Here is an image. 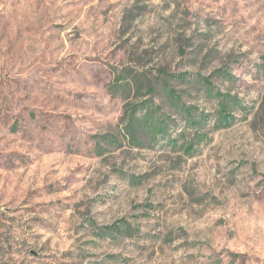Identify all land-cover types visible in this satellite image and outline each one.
<instances>
[{
	"label": "rangeland",
	"instance_id": "1",
	"mask_svg": "<svg viewBox=\"0 0 264 264\" xmlns=\"http://www.w3.org/2000/svg\"><path fill=\"white\" fill-rule=\"evenodd\" d=\"M0 264H264V0H0Z\"/></svg>",
	"mask_w": 264,
	"mask_h": 264
},
{
	"label": "trees",
	"instance_id": "2",
	"mask_svg": "<svg viewBox=\"0 0 264 264\" xmlns=\"http://www.w3.org/2000/svg\"><path fill=\"white\" fill-rule=\"evenodd\" d=\"M216 96L219 97V98H223V95L220 94V93H217ZM113 229H114V228L109 229V230H113ZM117 230H118V229H117ZM123 234H126V236H132V233H131V231H129V230H125V232H124Z\"/></svg>",
	"mask_w": 264,
	"mask_h": 264
}]
</instances>
